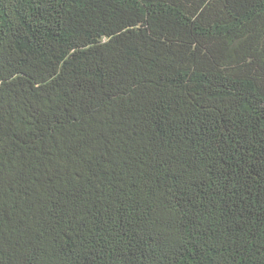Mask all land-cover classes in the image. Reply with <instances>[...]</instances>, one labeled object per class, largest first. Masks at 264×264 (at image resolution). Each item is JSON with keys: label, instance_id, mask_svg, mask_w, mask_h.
<instances>
[{"label": "trees", "instance_id": "16d2710c", "mask_svg": "<svg viewBox=\"0 0 264 264\" xmlns=\"http://www.w3.org/2000/svg\"><path fill=\"white\" fill-rule=\"evenodd\" d=\"M0 264H264V0H0Z\"/></svg>", "mask_w": 264, "mask_h": 264}]
</instances>
